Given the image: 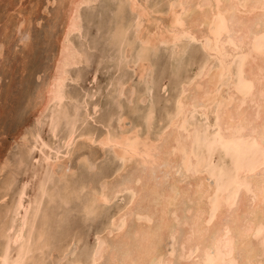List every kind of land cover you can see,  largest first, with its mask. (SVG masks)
I'll list each match as a JSON object with an SVG mask.
<instances>
[{"label": "bare ground", "instance_id": "bare-ground-1", "mask_svg": "<svg viewBox=\"0 0 264 264\" xmlns=\"http://www.w3.org/2000/svg\"><path fill=\"white\" fill-rule=\"evenodd\" d=\"M102 2L113 109L97 130L98 88L66 84L92 57L74 39L83 10ZM62 8L53 64L26 99L31 124L0 156V264H264V0ZM78 138L105 162L57 168ZM119 199L88 241L83 226Z\"/></svg>", "mask_w": 264, "mask_h": 264}, {"label": "rangeland", "instance_id": "rangeland-1", "mask_svg": "<svg viewBox=\"0 0 264 264\" xmlns=\"http://www.w3.org/2000/svg\"><path fill=\"white\" fill-rule=\"evenodd\" d=\"M52 1L0 0V43H2V55L0 56V156L7 151L13 139L31 124L30 120L32 116L31 112H27L26 99L34 92L36 86L41 84L42 79L48 75L49 69L53 64V58L56 56L58 47L57 36H59L58 34L62 29L61 26L65 9L62 7H66L67 0H60L58 2L57 0ZM99 4L93 7L89 5V8H84L83 13L85 14V19L82 28L83 36H78V34L74 35V39L77 42L80 43L87 39L92 44V50L95 48V51L89 49L88 52L89 56H92L90 57L92 61L90 60L88 62L90 66L87 63L79 66L82 72L79 78L80 80H78L79 82L77 81L78 84H76L77 82L71 81H67L66 84L67 87L69 85L68 88L70 90H75L77 92L90 91L91 87L93 90L96 88L99 90L100 88L92 99L89 100L90 104L93 102L98 104V110L93 114V122L91 120L87 123V126L96 128L97 130L102 128L100 121L107 117L113 109L109 105L110 99L105 86L108 78L114 75L110 62H104L103 55L102 58L99 56L103 53L101 50L105 51L104 48L106 47V40L102 34L104 30L103 25L105 23V21L102 20L105 19L103 11L104 6L103 2ZM19 19L22 24H19L20 22L18 23ZM99 37L101 39H99ZM162 53L163 51H160L157 54L155 61L157 65V79H163L168 76V69L163 65L165 63V56H163L164 53ZM97 69L98 71H95ZM94 73L96 76L92 78V74ZM81 86H83L84 89ZM125 88V93H127L128 85L125 86ZM167 89L170 90L169 87H167ZM135 115L136 114L132 115L131 118L136 119ZM81 154L87 157L89 161L93 160L92 162L97 166L101 165L106 160L103 157V150H101L96 143L89 144L78 138L70 155L58 162L56 165L57 168H59L61 166L60 164L64 161L67 166L70 165L67 167L68 169L72 167V169L76 170L78 172L77 174H79L80 171L82 172V164L79 161V156ZM112 166H114V164ZM120 201V199L114 201L109 209L101 213L94 221L83 226L82 229L86 232L88 241L92 237V232L100 225L102 220H104L107 214L112 210L113 206ZM70 213L69 217L72 222L80 224L79 214L74 210ZM55 254L56 252H53L52 256H55ZM55 257L57 258V256ZM52 261L55 263L57 260L52 259Z\"/></svg>", "mask_w": 264, "mask_h": 264}]
</instances>
